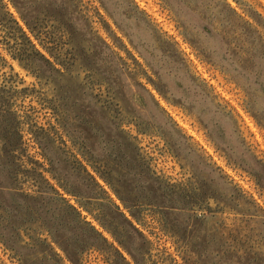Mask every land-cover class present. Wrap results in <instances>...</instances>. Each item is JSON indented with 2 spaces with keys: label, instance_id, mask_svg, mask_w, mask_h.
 <instances>
[{
  "label": "clouds",
  "instance_id": "9594fccd",
  "mask_svg": "<svg viewBox=\"0 0 264 264\" xmlns=\"http://www.w3.org/2000/svg\"><path fill=\"white\" fill-rule=\"evenodd\" d=\"M70 252L264 264V0H0V264Z\"/></svg>",
  "mask_w": 264,
  "mask_h": 264
},
{
  "label": "trees",
  "instance_id": "16d2710c",
  "mask_svg": "<svg viewBox=\"0 0 264 264\" xmlns=\"http://www.w3.org/2000/svg\"><path fill=\"white\" fill-rule=\"evenodd\" d=\"M4 138L8 141L9 146L15 147L18 141H14L13 137L9 134L8 129L5 128Z\"/></svg>",
  "mask_w": 264,
  "mask_h": 264
},
{
  "label": "rangeland",
  "instance_id": "374dc122",
  "mask_svg": "<svg viewBox=\"0 0 264 264\" xmlns=\"http://www.w3.org/2000/svg\"><path fill=\"white\" fill-rule=\"evenodd\" d=\"M69 255L73 259L74 264H75V253L74 252H70Z\"/></svg>",
  "mask_w": 264,
  "mask_h": 264
}]
</instances>
